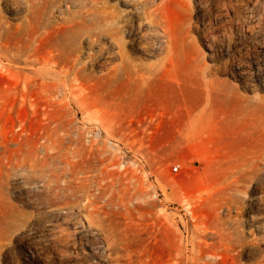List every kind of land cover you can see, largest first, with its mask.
Listing matches in <instances>:
<instances>
[{
	"label": "rangeland",
	"instance_id": "1",
	"mask_svg": "<svg viewBox=\"0 0 264 264\" xmlns=\"http://www.w3.org/2000/svg\"><path fill=\"white\" fill-rule=\"evenodd\" d=\"M107 6L116 39L89 2L0 0V55L78 56L65 86L31 85L25 103L37 67L0 60V153L22 158L0 157V264H264V173L235 193L241 211L222 201L263 133L264 0H166L172 40L152 37L149 5ZM51 153L64 191L40 173Z\"/></svg>",
	"mask_w": 264,
	"mask_h": 264
},
{
	"label": "bare ground",
	"instance_id": "2",
	"mask_svg": "<svg viewBox=\"0 0 264 264\" xmlns=\"http://www.w3.org/2000/svg\"><path fill=\"white\" fill-rule=\"evenodd\" d=\"M125 1L128 2V3L132 2V4L133 3H135V4L140 3V4H145V5L147 4V5H149L150 8L152 7V9H149L148 12L146 13V15H147V17H146L147 23L150 24V27H152V37L157 38V39H162L163 37L166 36L167 38H169L171 40L173 39L174 33L169 32V30L165 28L164 23L161 20L160 13H159L160 6L166 0H161L160 2H158L157 0H123V2H125ZM80 2L83 3V4L85 2H89L90 8L94 9V12L95 11L99 12L106 19V21L108 22V25L111 26V28H112L111 36H112L113 39L118 38V36L120 34L122 35V34L126 33L125 32L126 30H125L124 26L122 25V22H124L123 14L119 13V11H116L114 8H112L110 6H107L108 0H80ZM99 5H101L103 8L98 7ZM99 8H100V10H98ZM96 15H97V13H96ZM98 18H100V15H99ZM101 20H102V18H101ZM136 27L137 28L133 27L132 29L133 30H136V29L137 30H141L142 29L141 23L138 22L136 24ZM42 40H43L42 38H39L38 40L36 39V41H38V44L41 43ZM124 44L125 43L123 42L122 45H124ZM29 45H30V43H29ZM27 46H28V44H27ZM41 46H42V44H41ZM21 51L20 52L18 51L19 53L18 52L16 53L14 51L15 53H12L11 55H9V54L0 55V60H6L8 62H14V61L16 62L17 61V62H19V64L22 63L24 66L37 67V68H35L33 70V72H32L33 74L31 76L30 75H25V79H23V85H22L23 89L22 90H24V93H25L23 95V98H22L23 103L26 102V95L28 93V92L26 93V91L29 89V87L31 85L34 86V84H38V85H40L42 87L43 86H45V87L47 86L49 88H50V86L56 87L58 84H62V86L63 85L65 86L66 83L68 82L69 78H70V75H71L72 71L75 70V67H76V65L78 63V56L75 57V58L69 57L70 55L69 56H65V55L61 54L62 53L61 50H60V52H61L60 53L58 51V49H56L53 46L52 47H48V49H46L45 52L43 51V49H42V52H39L38 48H36L33 51L26 52V53H23L24 51L23 52H21ZM75 53H76V51H75ZM9 69H11V68H8V70ZM22 70H23V67H22ZM77 72L75 73L74 76H76L78 74ZM49 93H50V91H49ZM52 93H50L49 95H51ZM262 130H263V133H262V135L259 136L258 143L255 146H251L250 147L251 149L249 150L248 155L240 160L239 166L236 167L235 171L233 172V174L231 176L232 180L230 182V186H228V187L222 186V187H225V188L229 189V192L227 191V196L225 198H223V196H222V198H223L222 201H223L224 205H226V207L229 210H231V209L232 210L236 209L237 211H241L242 210V204L234 196L235 193L239 191V189H240L239 187L242 184H244V182H246V181H250L251 182L255 178H258L261 173H264V126H263ZM9 147H11V146L9 145ZM19 155H20V153H19ZM48 156H49V160H47L46 162H44V163H42L40 165V171H41L40 173L43 176L46 177L49 186H52V185L59 186V183H60L62 185L61 189L64 191L65 190V186H66V178H65V176H66V173H67V164L62 162L60 159L58 160V158H60V155H57L55 153H51ZM0 157L10 166L11 165H17L18 163H20L22 161V158H20V156L16 155V152H15L14 149L5 148L3 151H1ZM38 159H39V157H38ZM37 165H38V162H37ZM11 167H13V166H11ZM15 167H17V166H15ZM140 177H141V175H140ZM225 183H224V185H225ZM132 185H134L135 188L137 187L138 190L143 191V189H144L143 182L139 181L138 179L134 180V182H132ZM259 187H261V185ZM227 189H225V190H227ZM221 193H223V190L220 191V194ZM224 195H226V194L224 193ZM238 195H239V193H238ZM258 199H259V197H258ZM11 214H12V212H11ZM231 218L233 219V217H231ZM236 219H235V221H236ZM236 223H237V221H236ZM103 225H105V224H103ZM232 225H233V223H232ZM111 226H112V228L114 230H116V229L118 230V228L116 226H114L112 224H111ZM231 228H233V227H231ZM231 228H229V230ZM238 228L240 229V227H238ZM63 229H64V227H63ZM62 230H61V232H63ZM227 230H228V228L226 229V231ZM61 232L60 233L58 232V233L61 235ZM63 234L65 235V234H67V232L63 233ZM60 235H58V237ZM235 235L237 237V233ZM61 238H63V237H61ZM65 238H67V237H65ZM231 238L232 239H229V241L226 242V247L225 248L229 252H233V251L235 252L238 244L233 240V237H231ZM59 240H61V239H59ZM120 240H122L121 236L117 237V235H114V242H117V241H120ZM212 245H213V243H212ZM209 247H211V245H209ZM238 248H239V246H238ZM203 253L204 252H202V255L205 254V253L204 254ZM234 255H236V254L234 253ZM123 256H125V255H123ZM236 256L238 257V255H236ZM119 260H120V255L118 256V260H117L116 264H120Z\"/></svg>",
	"mask_w": 264,
	"mask_h": 264
},
{
	"label": "built area",
	"instance_id": "3",
	"mask_svg": "<svg viewBox=\"0 0 264 264\" xmlns=\"http://www.w3.org/2000/svg\"><path fill=\"white\" fill-rule=\"evenodd\" d=\"M174 171H177V167H174Z\"/></svg>",
	"mask_w": 264,
	"mask_h": 264
}]
</instances>
